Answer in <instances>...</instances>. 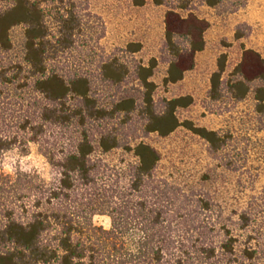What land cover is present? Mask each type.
<instances>
[{
    "label": "trees",
    "instance_id": "obj_1",
    "mask_svg": "<svg viewBox=\"0 0 264 264\" xmlns=\"http://www.w3.org/2000/svg\"><path fill=\"white\" fill-rule=\"evenodd\" d=\"M151 1L166 8L163 85L182 80L205 47L209 22L194 12L195 3L216 7L229 1L231 12L245 3ZM77 6L70 0H0V57L12 49L11 29H22L20 60L0 59V95L14 82L20 92L16 114L0 102L7 127L0 133V156L10 149L25 154L33 143L54 172L49 182L20 170L0 173V264H264V240L248 234L239 243L228 227H216L207 198L158 177L152 146L142 140L131 146L137 135L165 136L179 126L213 152L225 138L177 117V109L192 103L190 95L154 99L155 57L143 63L94 54L102 33L86 32L88 22ZM234 37L243 33L237 29ZM140 47L129 42L121 50L133 54ZM240 49V60L225 77L226 55L218 56L207 98L236 102L251 91L255 111L264 118V55ZM130 80L136 81L135 93L125 88ZM50 136L56 139L49 144ZM95 145L102 152L131 151L135 161L119 173L92 159ZM96 214L108 216V229L93 224ZM238 222L245 230L249 218L241 214Z\"/></svg>",
    "mask_w": 264,
    "mask_h": 264
},
{
    "label": "rangeland",
    "instance_id": "obj_2",
    "mask_svg": "<svg viewBox=\"0 0 264 264\" xmlns=\"http://www.w3.org/2000/svg\"><path fill=\"white\" fill-rule=\"evenodd\" d=\"M67 1V0H66ZM75 2L80 15L88 22L86 32L96 37L101 32L94 54L117 55L124 61H141L146 63L151 57L157 59L152 80L157 84L154 99L172 98L190 95L192 103L177 109V117L191 121L195 126L215 130L225 138L224 146L218 151H211L207 142L183 126L171 133L160 136L150 133L132 140L131 146L142 140L152 146L159 157L156 174L169 183L180 187L185 193H192L207 198L211 205V214L216 220V227L226 226L241 243L246 235H254L259 242L264 238V118L255 111V101L250 91L241 101L224 99L212 102L207 98L210 74L216 69L220 54L226 55L224 77L240 60L241 49H254L264 55V0H245L244 5L231 12L229 1L220 6L209 7L195 3L194 12L209 22L204 33L205 47L195 54L194 66L185 72L182 80L174 84H162L166 72V63L160 59V47L163 41V19L166 8L155 5L151 0H144L137 5V0H70ZM66 3V2H65ZM247 6H252L254 22L250 24L243 19ZM243 33L236 39L235 31ZM85 33V32H84ZM12 49L0 57L8 63L18 62L22 55V29L16 26L11 29ZM140 44V50L126 54L123 49L127 43ZM95 45V44H94ZM101 47V48H100ZM88 67V66H87ZM88 69V68H86ZM18 83V82H16ZM136 81L130 80L125 88L135 93ZM258 83H253L252 87ZM20 92L15 82L9 84L0 95L1 105L11 107L16 114ZM23 95V93H22ZM29 96L24 99L23 109L28 110ZM27 101V102H26ZM12 114V115H14ZM1 122L0 133L7 131ZM9 130H14L10 128ZM56 131H54V135ZM60 138L59 133L56 135ZM49 137V144L56 139ZM60 140V139H59ZM35 146V153H33ZM5 154L9 158L10 172L3 170ZM35 155L41 158L35 163L32 160H21ZM92 159L101 160L121 173L127 163L135 161L131 151L114 148L102 152L97 145L91 155ZM17 170L36 173L42 180L49 182L54 175L46 158L37 146L30 143L28 151L23 154L10 149L0 156V173L13 175ZM111 173L114 171L111 170ZM125 183L124 179L122 180ZM249 218L245 230L238 225L239 215ZM96 226L108 229L109 218L105 214H96L92 218ZM253 243V241H252Z\"/></svg>",
    "mask_w": 264,
    "mask_h": 264
},
{
    "label": "clouds",
    "instance_id": "obj_3",
    "mask_svg": "<svg viewBox=\"0 0 264 264\" xmlns=\"http://www.w3.org/2000/svg\"><path fill=\"white\" fill-rule=\"evenodd\" d=\"M13 151L15 152L16 149H13ZM33 153H35V146H33ZM14 156L11 155V154H5V159L3 161V170L5 172H10L11 169L9 168V164H8V160L9 158H13ZM41 158L39 157H35V155H32V156H28V157H25L21 160V163L23 164L25 160H32L34 163L37 161V160H40Z\"/></svg>",
    "mask_w": 264,
    "mask_h": 264
},
{
    "label": "crops",
    "instance_id": "obj_4",
    "mask_svg": "<svg viewBox=\"0 0 264 264\" xmlns=\"http://www.w3.org/2000/svg\"><path fill=\"white\" fill-rule=\"evenodd\" d=\"M253 11H254V9L252 6H247V9L245 10L246 14H243V19L246 20L247 22H249L250 24H252L254 21L251 20L250 19L251 17H248V16H249V14L251 16H253Z\"/></svg>",
    "mask_w": 264,
    "mask_h": 264
}]
</instances>
